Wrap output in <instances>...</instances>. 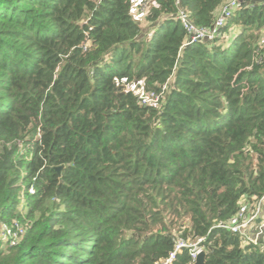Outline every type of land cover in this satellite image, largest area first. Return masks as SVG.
<instances>
[{"label":"trees","instance_id":"1","mask_svg":"<svg viewBox=\"0 0 264 264\" xmlns=\"http://www.w3.org/2000/svg\"><path fill=\"white\" fill-rule=\"evenodd\" d=\"M138 1L0 0V223L26 228L0 264H157L200 237L206 264H264L219 226L264 195V0L186 46L176 0L140 2L147 30ZM227 1L181 4L209 27Z\"/></svg>","mask_w":264,"mask_h":264},{"label":"built area","instance_id":"2","mask_svg":"<svg viewBox=\"0 0 264 264\" xmlns=\"http://www.w3.org/2000/svg\"><path fill=\"white\" fill-rule=\"evenodd\" d=\"M100 1V0H98ZM138 1L134 5V10L136 12V18L140 20L147 13V7L149 2H144L140 6ZM241 0H228L221 8L219 15L217 16L214 24L212 26H199L195 24L190 18L189 12L182 6L181 0H176L177 13L175 18L180 21L184 29L186 30L187 38L185 40L184 46L189 45L198 40H212L219 33H221L223 27L225 26L229 17L233 14V11L241 6ZM152 31L148 33L151 36ZM261 49H264V36L260 39ZM263 55L259 56L258 60L263 61ZM166 85H162V90L160 92L155 89H148L144 81H140L133 86V92L138 95L139 100L143 104H154L158 103L161 99V95L164 92ZM264 195L261 199L256 200L252 205L244 203L241 205L237 213L228 223H220L219 226L226 227L230 229L233 233H240L246 239L251 240L253 243L261 245V240H264ZM258 219H261L259 222ZM255 226V230L250 232L249 229ZM26 231L25 226L15 220L11 223L1 222L0 223V240L2 244H8L10 246H15L19 243L20 239ZM252 233V235L250 234ZM204 237H200L197 240L189 243L183 238H179L175 242V248L170 252L169 256L161 260L157 264H170L176 257L177 253L183 248L188 247L193 259H196L199 252L203 250L201 242Z\"/></svg>","mask_w":264,"mask_h":264},{"label":"water","instance_id":"3","mask_svg":"<svg viewBox=\"0 0 264 264\" xmlns=\"http://www.w3.org/2000/svg\"><path fill=\"white\" fill-rule=\"evenodd\" d=\"M245 1L246 0H241L242 3H245ZM57 170L60 171L61 167L58 166ZM206 256H207V252L205 250H201L198 256L196 257L194 264H206Z\"/></svg>","mask_w":264,"mask_h":264},{"label":"crops","instance_id":"4","mask_svg":"<svg viewBox=\"0 0 264 264\" xmlns=\"http://www.w3.org/2000/svg\"><path fill=\"white\" fill-rule=\"evenodd\" d=\"M247 2H258V1H260V0H246ZM141 19V18H140ZM140 23H141V21H140ZM255 230V226H252L250 229H249V231L250 232H253ZM251 235H252V233H250ZM261 246H263V248H264V240L262 239L261 240Z\"/></svg>","mask_w":264,"mask_h":264},{"label":"rangeland","instance_id":"5","mask_svg":"<svg viewBox=\"0 0 264 264\" xmlns=\"http://www.w3.org/2000/svg\"><path fill=\"white\" fill-rule=\"evenodd\" d=\"M140 21H141V24L145 27V29L147 30V28H148V23L144 20V16L140 19ZM150 27V26H149ZM203 250H205L204 248H203Z\"/></svg>","mask_w":264,"mask_h":264}]
</instances>
